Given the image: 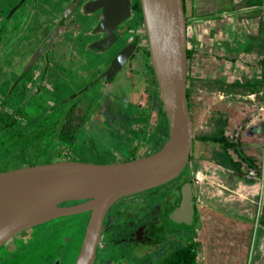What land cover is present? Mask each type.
Segmentation results:
<instances>
[{"label": "rangeland", "instance_id": "rangeland-1", "mask_svg": "<svg viewBox=\"0 0 264 264\" xmlns=\"http://www.w3.org/2000/svg\"><path fill=\"white\" fill-rule=\"evenodd\" d=\"M131 15L123 21L120 27L124 28L123 26L128 24L133 30L137 26L135 21L137 18L133 13ZM188 22L186 21L187 27ZM144 32V27L141 26L139 41L142 48L147 44ZM123 34L105 49H89L86 45L87 40L80 39V36H73L70 52H66L64 57H57L55 54L46 62L41 59L35 65V70L31 75L24 76L20 79L21 83L18 82L14 86L12 95L9 97L10 105L7 107L11 109L20 104V112L28 114L27 118L22 114L19 118L20 125L26 123L28 125L24 130L26 131L25 137L17 134L11 142L7 134L3 135L4 145L12 143L13 146H10L17 147L20 153H27L26 158L22 155L16 164L24 162L23 164L27 165V160L41 163L46 159L114 162L133 154L135 157L148 155L157 150L166 140L165 116L167 114H165L161 98H157L158 103L154 99L152 89L155 88V84L153 85L151 81L154 80V74L149 65L150 59L147 51L142 52V49H136L124 66L117 71L112 81L102 77V73L109 66L115 54L121 49L127 37L133 33L129 30ZM187 47H189L188 39ZM55 50L57 51L58 48ZM197 53L187 61V86H190L193 103V139L190 155L199 163L207 166L208 161H213V151L218 150L219 147L216 143L201 140L199 135L213 132L217 126L214 114L225 112L228 107L223 101L220 102L223 98L219 97L218 92L210 91V82L215 75L208 68L205 69L207 72L204 71L205 62ZM263 57L264 52L260 58ZM4 59L0 56V101L2 102L9 96L7 94L10 83L15 78H20L21 70L18 66L19 62H23L17 57L11 58L14 66L8 68ZM39 70L45 71L46 74L34 78ZM259 81L256 86L259 90L255 92L256 94H248L245 97L241 93L238 95L237 92H232L227 98L242 101L240 106L245 101H252L254 105L250 107L251 114L263 117L262 129L260 125L259 131L256 125L252 124L247 127L251 137L248 138L249 142L245 149L247 154L259 159L263 172L264 75ZM229 109L231 113H238L235 107H229ZM235 122L239 125L240 121ZM72 123L76 128L75 140L70 141L69 134L61 138L63 134L60 136L58 133L61 130L64 133L69 124L72 126ZM230 134L227 133V136L231 137ZM30 140L31 143H29ZM0 154V171L10 169L13 154L3 157L4 150H1ZM228 174L229 184L227 188L220 191L218 199L221 200L216 203V208L226 212H237L245 208L250 212L257 210L258 204L263 201L261 191L264 189L262 187L264 175L254 176L252 171L243 174L228 171ZM187 175L188 165L174 179L147 189L145 192L160 189L162 192L166 190L168 193H174V184L186 178ZM239 184L244 186L248 195L242 197L237 192H233L238 191ZM194 189L195 202L200 206L204 205L205 202L198 196V189L195 187ZM258 189L259 193L252 195ZM145 192L133 193L119 199L123 202V200L142 196ZM155 200H150L149 204L151 205ZM198 216V211H196L195 218ZM86 217L87 212H81L60 216L32 226V236L29 235L15 252L3 253L5 244L0 246V264H33L39 260L42 249L44 251L49 249L48 246L51 245L49 243L63 244L62 251L57 257L58 264H73L83 238ZM164 227L166 231H163L155 242H113L107 239L106 244L101 247L102 242L99 240L98 247L101 248L92 264L154 263L174 246L191 239L195 234V227L198 226L195 223L185 225L166 221ZM111 234L112 232L109 233L110 237Z\"/></svg>", "mask_w": 264, "mask_h": 264}, {"label": "water", "instance_id": "water-1", "mask_svg": "<svg viewBox=\"0 0 264 264\" xmlns=\"http://www.w3.org/2000/svg\"><path fill=\"white\" fill-rule=\"evenodd\" d=\"M150 62L169 122V135L154 152L107 163L57 160L0 171V246L18 232L66 215L88 212L80 248L73 264H92L101 236L103 218L119 198L164 184L188 164L193 139L187 105V24L184 0H139ZM75 1L64 10L67 17ZM87 12L101 9L95 29L99 49L111 46L115 30L129 18L130 0H93ZM58 27V26H57ZM49 34V42L56 33ZM36 50L23 72L47 49ZM136 42L126 44L113 57L102 77L112 81L132 55ZM22 72V74H23ZM81 200L64 205L65 201ZM194 213L190 181L180 186L179 204L168 214L174 223L191 224ZM138 240H145L138 236Z\"/></svg>", "mask_w": 264, "mask_h": 264}, {"label": "crops", "instance_id": "crops-1", "mask_svg": "<svg viewBox=\"0 0 264 264\" xmlns=\"http://www.w3.org/2000/svg\"><path fill=\"white\" fill-rule=\"evenodd\" d=\"M184 5L187 22L190 20L187 39L191 56L198 51L205 62L204 71L208 68L214 73L209 89L218 92L223 98L220 102L228 107L225 112L214 114V119L216 121L219 115L225 118L224 132L239 138L245 150L251 137L247 127L253 124L259 131L263 117L251 114L252 101H245L240 106L242 101L227 97L232 92L245 97L252 95L255 92L246 88L243 81L257 82L264 75L260 58L264 52V0H184ZM235 81L240 85H234ZM229 107L237 108L238 113H231ZM233 119L240 121L239 125ZM191 162L192 169L201 167L205 170L209 181L193 184L205 202L202 207L196 203L199 216L193 238L198 243L197 254L202 257L199 263L264 264V189L261 191L263 201L260 200L255 211L217 209L216 203L221 200L219 193L229 184L228 171L233 170L214 158L207 166L193 157ZM193 191L195 194V189Z\"/></svg>", "mask_w": 264, "mask_h": 264}, {"label": "flooded vegetation", "instance_id": "flooded-vegetation-1", "mask_svg": "<svg viewBox=\"0 0 264 264\" xmlns=\"http://www.w3.org/2000/svg\"><path fill=\"white\" fill-rule=\"evenodd\" d=\"M73 1H75L74 4L76 5H74L71 13H69L67 17H64L63 14L66 6H68V4L72 3ZM88 1L93 0H0V56L1 58H5V63L10 60L9 62L14 64V61H11V58L14 57H17L18 60H23L22 63L19 62L18 66V69L21 70V74L19 73V79H21V76L26 72H29L28 74L31 75V73L35 70V65L40 62L41 59L46 62L48 58L54 56L55 54H57V57H64L66 52H70V45L72 43L71 40L73 39V36H80V39L84 38L87 40V48L99 49L93 46L92 43L101 38L103 35L102 32L94 28L96 22L101 17V9H98L94 12L85 11L83 6ZM137 7V0H130V13H133L134 17L137 18L135 20L137 26L132 30L131 26L128 24H125L123 26L124 28L120 27L119 25L115 30V42L120 36L124 35L123 33L130 30L133 34L127 37L121 48H123L126 44L135 41L136 47L134 51L136 49H142V52H145L148 50V43L146 38L147 44L144 48H142L139 41V29L141 26H143V18L142 21H140V14L142 16L141 5L140 12L137 10ZM131 16L132 15H130L129 18ZM55 27H57L56 33L48 44L50 39L49 34ZM46 45H48L47 49L40 55L38 60L33 63L28 70L23 72L32 54L36 50H42L46 47ZM56 48H58L57 51L55 50ZM134 51L132 55L134 54ZM148 56L150 59V54H148ZM149 65H151V62ZM13 66L14 65L11 67ZM152 72V74H154L153 70ZM43 74L45 75L46 72L39 70L35 74L34 78H37ZM154 78L156 79L155 74ZM151 81L153 85L155 84V88L157 89L155 90V88H153L152 92L154 93L155 101L158 103L159 101H157V98H161V95L157 80L155 83L153 79ZM134 155L135 154L132 156H124L119 159V161H124L130 157L136 158ZM191 161L192 157L187 164L188 175L186 178L182 179L190 181L194 190V186L190 177V172L192 169ZM174 189V193H168L166 190L162 192L160 189H153L149 192L141 191L145 192V194H142V196L136 198H131L129 200H123V202L120 201V199H117L106 211L103 218L100 236V241L102 242L101 247L106 244V241H108L107 239L113 242L121 241L136 243L157 241L158 236L162 234L163 231H166L164 222L171 221L168 218V214L179 204L180 201V188H177V183L174 184ZM193 198L194 213L191 224H197L198 219L195 218L197 207L194 191ZM153 199L156 200L150 205L149 202ZM73 203L76 202H64L62 204L69 205ZM114 204L116 205L114 206ZM30 229L31 227L20 231L10 238L9 241H6L4 243L5 245L2 252H15L19 247H21L29 235L32 236L33 229ZM110 232H112L111 237L109 236ZM136 233H138V236L144 237L145 240L136 239ZM34 236H36V234ZM192 239L194 240L193 237ZM8 242H10L9 245ZM49 244H51L48 246L49 249L46 251L42 249L39 254V260L33 264H58L57 257L62 251L63 244ZM101 247L97 248L95 259L98 254V250Z\"/></svg>", "mask_w": 264, "mask_h": 264}, {"label": "trees", "instance_id": "trees-1", "mask_svg": "<svg viewBox=\"0 0 264 264\" xmlns=\"http://www.w3.org/2000/svg\"><path fill=\"white\" fill-rule=\"evenodd\" d=\"M137 6H138L137 10L140 12L139 0H137ZM184 10H185V5H184ZM140 21H142L141 14H140ZM147 52L149 54V50H147ZM186 53H187V59H189L191 57V50L188 47H187ZM261 63L264 65V58L261 59ZM5 65L9 68L12 66V62H9V63L6 62ZM150 68L153 70L151 65H150ZM28 73L29 72L24 73V75H22L21 78H24V76L26 77L27 75H29ZM187 78H188V73H187ZM262 78H263V75L261 76L260 80H262ZM154 81L156 82L155 78H154ZM18 82H20V79L15 78L10 83V86H9L10 88L7 94L9 96L3 102L0 101V153H1V150L5 151V154L3 155V157L9 154H13V158H12L13 162L11 163V165H9V167H11L10 169H13L19 166H24L23 164L24 162L20 164H16V161L20 160L22 155L25 158L27 156L26 155L27 153L22 154L17 150V147H12L13 146L12 143L4 145V141H3L4 134H7L8 139L11 142L14 141V138L16 137L17 134L22 135L23 137H25L26 135V131L24 130H26L28 125L27 123L20 125L19 118L21 117V114L24 117L28 116L27 112H24V113L20 112V104L11 109L7 107V105L8 106L10 105L9 97L12 95L14 86ZM233 83L234 85L235 84L240 85V82L238 81H235ZM243 84L244 86H246V88L250 89L251 91L253 92L257 91L256 85H258V82H251L248 80H244ZM259 84H261L260 81H259ZM24 87H25V84H24ZM186 99H187V105H188V109H189L191 121H192L193 103L191 100L190 86H187V89H186ZM165 114H166V111H165ZM165 120H166L165 138L167 139L169 135V131H168L169 123H168L167 116H165ZM215 122L217 124V126L215 127V130L207 134L205 133V134L199 135V138H201V140L203 141H207V142L210 141L218 145L219 147L218 150L213 151V157L216 160V162L221 164L224 167H227L233 170L234 172L238 174L249 173L252 171V175L254 176L261 175L262 166H261V163L259 162V159L245 152V150L243 149L242 142L241 140H239V138H236L234 136L229 137L224 132V127L226 126V119L225 118L223 119L221 115H219ZM73 125H74L73 123H72V126H70L69 124V127L66 128L67 130H65L64 133L62 132V130L58 133L60 136L63 134L61 138H64L66 137V134H69L71 138L69 140L70 141L75 140L76 137L74 134L76 132V128H74ZM61 138L59 137V139ZM29 143H31V140L29 141ZM189 158H191V155H189ZM129 159H133V158H128L126 160H129ZM39 162L40 161L27 160V165L36 164ZM45 162H52V161L49 159L48 160L46 159L41 163H45ZM183 181H186V179L185 180L182 179L181 181L177 182V188H180ZM79 201L81 200H71V201H65V202H79ZM197 251H198V243L191 238V239H188L185 243L174 246L166 255H164L163 257L158 259L156 262L151 263V264H200L196 260Z\"/></svg>", "mask_w": 264, "mask_h": 264}, {"label": "built area", "instance_id": "built-area-1", "mask_svg": "<svg viewBox=\"0 0 264 264\" xmlns=\"http://www.w3.org/2000/svg\"><path fill=\"white\" fill-rule=\"evenodd\" d=\"M263 175L264 174L262 172V175L261 176H263ZM190 177H191L192 183L193 184H196V185H202V184H205L208 181L206 179L205 170L203 168H201V167L191 169ZM243 187L244 186L242 184H239L238 189H237L238 191H233V192H237V194H239V196H242V197L248 195L247 192L245 191V189ZM255 193H259V189L256 192H254L252 195H254ZM229 195L233 196L234 194H229ZM201 259H202V257L198 253L197 256H196V260L199 262Z\"/></svg>", "mask_w": 264, "mask_h": 264}]
</instances>
